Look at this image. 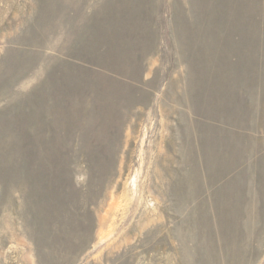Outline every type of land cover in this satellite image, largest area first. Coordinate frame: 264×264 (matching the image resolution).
<instances>
[{
    "label": "rangeland",
    "instance_id": "1",
    "mask_svg": "<svg viewBox=\"0 0 264 264\" xmlns=\"http://www.w3.org/2000/svg\"><path fill=\"white\" fill-rule=\"evenodd\" d=\"M0 264H264V0H0Z\"/></svg>",
    "mask_w": 264,
    "mask_h": 264
}]
</instances>
